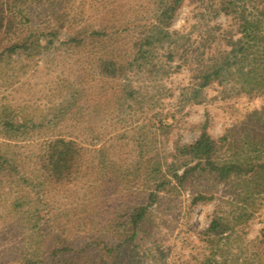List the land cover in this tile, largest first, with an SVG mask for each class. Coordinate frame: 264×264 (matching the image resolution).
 I'll use <instances>...</instances> for the list:
<instances>
[{"label":"rangeland","instance_id":"374dc122","mask_svg":"<svg viewBox=\"0 0 264 264\" xmlns=\"http://www.w3.org/2000/svg\"><path fill=\"white\" fill-rule=\"evenodd\" d=\"M172 4L29 0L26 19L20 16L12 31L0 33V53L40 34L29 49L0 59V264H43L59 248L57 242L83 248L116 216L151 203L148 194L160 180L158 164L170 184L150 207L153 234L136 239L142 256L151 252L147 264H188L203 253L204 233L214 219L253 212L223 184L209 181L211 189H206L189 180L181 185L173 174L182 175L186 160L177 163L176 172L168 167L175 144L191 145L204 130L216 141L233 140L250 125L251 114L264 110V90L247 93L231 83L204 89L199 102L182 101V90L193 88L203 66L219 61L244 38L242 13L264 23V0L236 1L229 9L222 0H184L169 24H162L161 15ZM23 5L16 4L18 9ZM162 30L169 37L151 48L147 66L135 67L126 78L101 75L100 58L126 67L136 43ZM84 31L105 36L92 45L70 44ZM242 42L254 45L251 39ZM250 50L244 61L248 69L257 60V48ZM133 90L138 95L131 98ZM3 118L15 124L14 130ZM160 120L171 126L169 135L155 132ZM57 139L73 140L83 150L75 173L62 184L49 177L43 159ZM201 193L212 199L193 204ZM239 230L245 245L254 244L264 230V208Z\"/></svg>","mask_w":264,"mask_h":264},{"label":"trees","instance_id":"16d2710c","mask_svg":"<svg viewBox=\"0 0 264 264\" xmlns=\"http://www.w3.org/2000/svg\"><path fill=\"white\" fill-rule=\"evenodd\" d=\"M22 1L23 7L19 8L20 12H16L19 11L16 4ZM183 1L173 0L172 6L161 15L162 24H169L173 17L171 14ZM222 1L225 9H229L235 7L236 1L240 0ZM28 3L29 0H0V33L6 29L7 32L12 31L15 20L20 16L22 19H26L23 13H29ZM241 17V21H244L241 26L244 38L233 44L231 50L225 52L219 61H215L209 66H203L196 76L198 82L193 84V88L182 90L184 103L199 102L201 92L215 83L239 84L240 91L247 93H251L255 89L264 90V23L249 21L245 13H242ZM165 31H158L140 40V44L136 43L137 51L133 60L128 62L126 67H118L117 63L113 61L98 58L101 75L113 79L124 76L126 78L135 67L147 66L144 60L150 56L151 48L154 46L155 49L156 44L162 43L166 36L169 37ZM104 36L105 33L101 31H94L90 35L84 31L74 35L70 39V44L77 47L92 45L100 42ZM33 37L38 43L40 34L35 33L22 40V44L18 42L7 47L5 53H0V59L5 54L10 55L18 49H29L28 45L32 46L34 42L31 41ZM48 39H50L47 40L48 44L52 43L53 39ZM246 39L254 41V45L248 46L246 42L243 43L242 40L246 41ZM255 48H257L255 50L257 60L248 69L244 65V61H247L249 50ZM238 54L243 55L239 63L236 61ZM259 55H261V60H259ZM139 61L141 64L136 65ZM147 72H149L148 74L152 73L149 70ZM136 95H138V90L129 93L131 98ZM260 112L251 114L250 125L243 128L240 136L233 140L230 139V136H225L216 141L204 130L193 144L179 145L177 143L174 145V151L170 154L174 161L168 168L170 172H176L179 168L177 163L186 160L181 165L184 167L182 175L173 174V178L177 179L181 185L189 180L202 184L206 189H211L208 187L209 181L214 182L213 186L223 184L228 187L229 193L236 196L239 205L243 204V208L246 207L248 211L253 208V212H249L250 214L239 212L231 215V220L214 219L204 233L206 240L203 253L193 256L192 261L188 264H264V230L260 238L250 247L245 245L241 230H239L243 223L250 221L257 211L264 208V110ZM2 115L4 116V114ZM4 125L8 129L14 130L15 128V124L7 118L4 119ZM170 128L167 121L160 120L155 132L167 136L170 134ZM222 151H225V154H222ZM82 152L83 150L73 140L57 139L50 142L43 158L47 163L46 170L49 172V177L58 184L69 181L76 171L78 161L82 159ZM2 159L4 157L0 158V161ZM157 166L155 171L160 174V180H165L162 164ZM1 167L0 170H2ZM160 180L154 184L153 190L148 194V199L151 201L149 205L130 209L126 212V216H116V219L107 224L104 234H99V237L92 236L90 242L81 249L74 247L71 249L70 246L57 242L56 247L59 248H55L46 259L48 262L43 264H147L146 260L150 258L151 252L142 256L136 239L143 234L144 237H151L154 232L156 224L153 222L149 210L153 203L161 201L158 192L170 184L168 180L162 182ZM208 199H212V197L207 198L202 193L195 194L192 203L197 204ZM238 244L237 253H235L233 248ZM247 248L249 251L246 250Z\"/></svg>","mask_w":264,"mask_h":264}]
</instances>
